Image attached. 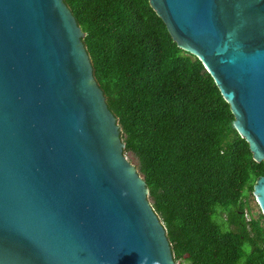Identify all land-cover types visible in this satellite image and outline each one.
Listing matches in <instances>:
<instances>
[{
	"label": "water",
	"instance_id": "water-1",
	"mask_svg": "<svg viewBox=\"0 0 264 264\" xmlns=\"http://www.w3.org/2000/svg\"><path fill=\"white\" fill-rule=\"evenodd\" d=\"M149 2L264 162V0ZM85 36L64 0H0V264H177Z\"/></svg>",
	"mask_w": 264,
	"mask_h": 264
},
{
	"label": "trees",
	"instance_id": "trees-1",
	"mask_svg": "<svg viewBox=\"0 0 264 264\" xmlns=\"http://www.w3.org/2000/svg\"><path fill=\"white\" fill-rule=\"evenodd\" d=\"M64 2L175 261L264 264V214L247 219L264 162L203 63L178 47L149 0Z\"/></svg>",
	"mask_w": 264,
	"mask_h": 264
},
{
	"label": "rangeland",
	"instance_id": "rangeland-1",
	"mask_svg": "<svg viewBox=\"0 0 264 264\" xmlns=\"http://www.w3.org/2000/svg\"><path fill=\"white\" fill-rule=\"evenodd\" d=\"M129 157H130L129 160L136 165V162H135V159L133 158V156L131 155ZM259 210H260V207H259V205H258V203L256 201V198L253 196V198H251V212H248L247 219H250L251 217H255L256 218L257 217V213L259 212ZM177 264H180V262L177 263Z\"/></svg>",
	"mask_w": 264,
	"mask_h": 264
}]
</instances>
